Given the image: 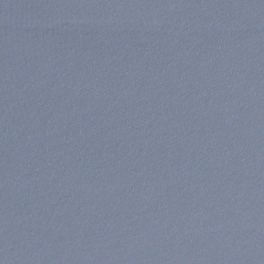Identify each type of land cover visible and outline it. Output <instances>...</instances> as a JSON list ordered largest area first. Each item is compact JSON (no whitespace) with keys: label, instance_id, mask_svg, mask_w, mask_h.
I'll list each match as a JSON object with an SVG mask.
<instances>
[{"label":"water","instance_id":"water-1","mask_svg":"<svg viewBox=\"0 0 264 264\" xmlns=\"http://www.w3.org/2000/svg\"><path fill=\"white\" fill-rule=\"evenodd\" d=\"M0 264H264V0H0Z\"/></svg>","mask_w":264,"mask_h":264}]
</instances>
